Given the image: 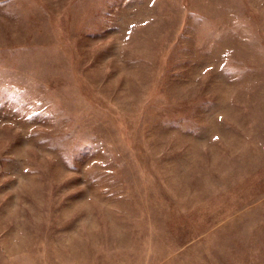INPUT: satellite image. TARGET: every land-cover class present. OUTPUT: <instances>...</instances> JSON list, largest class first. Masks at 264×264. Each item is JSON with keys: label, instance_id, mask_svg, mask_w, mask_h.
<instances>
[{"label": "rangeland", "instance_id": "obj_1", "mask_svg": "<svg viewBox=\"0 0 264 264\" xmlns=\"http://www.w3.org/2000/svg\"><path fill=\"white\" fill-rule=\"evenodd\" d=\"M0 264H264V0H0Z\"/></svg>", "mask_w": 264, "mask_h": 264}]
</instances>
